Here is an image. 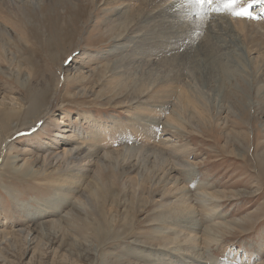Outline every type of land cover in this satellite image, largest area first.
<instances>
[{
    "label": "rangeland",
    "instance_id": "1",
    "mask_svg": "<svg viewBox=\"0 0 264 264\" xmlns=\"http://www.w3.org/2000/svg\"><path fill=\"white\" fill-rule=\"evenodd\" d=\"M31 1L0 0V135L12 131L0 144V227L12 233L0 238V264H264V56L248 51L234 11L214 2L225 23L204 44L211 59L204 75L192 67L199 58L179 62L189 91L183 105L178 88L148 89L158 66L148 76L138 62L116 68L141 50L130 40L138 21L115 39L110 26L123 27L147 9ZM240 1L264 21V2ZM196 12L175 24L194 26ZM256 22L250 28L264 46ZM198 35L188 46L202 41ZM222 40L225 49L217 50ZM155 49L173 57L170 48ZM9 99L21 108L12 111ZM139 119L153 121L159 139L146 142L126 128L121 134ZM90 127L107 140L93 139ZM70 177L83 178L77 192L56 188ZM179 204L192 212L180 220L190 215L196 236L163 220ZM210 227L216 241L201 236ZM164 241H180L181 249Z\"/></svg>",
    "mask_w": 264,
    "mask_h": 264
},
{
    "label": "bare ground",
    "instance_id": "2",
    "mask_svg": "<svg viewBox=\"0 0 264 264\" xmlns=\"http://www.w3.org/2000/svg\"><path fill=\"white\" fill-rule=\"evenodd\" d=\"M90 1H91V5L93 7L95 0H90ZM143 1L144 0H103V2L101 4V8L106 9L107 11L110 7H112V9H113V7H119L120 5H123L125 3L128 6L134 4V5H136V7L138 6L137 8L143 7L145 9H147V11L145 13H144V11L140 12V14L137 13L136 14L137 16H136L134 21H132L131 19L126 21V23H124L123 27L122 26L118 27L117 25H114V24H112V26H110L108 32L111 34L110 35L111 39H113V38L115 39V38H118L119 36L125 35L127 32H130L131 26L135 24V21L136 22L138 21V23L135 25L137 27L136 32H139V34L133 36L132 39H130V40H135V44L141 46V50L140 51L132 50V52L130 53V55L127 58L124 57L122 60L120 59L118 61V65L116 68L121 67V64L123 65L124 61H125L126 66L135 64L137 62L139 64H143L142 66L144 67V69L142 71L144 73H145V71L148 72L147 69L150 66H155V67L158 66V70H159L158 72L160 75H156V77H154L153 79H151L152 76L148 77L149 78L148 85L151 86L148 89H151V92H154L157 89L159 91V88H168V89L178 88L179 90H182V93L185 95V97L183 96L184 98L182 99L181 102L183 103V105H184V103L187 104L188 100H189V98L187 97V95H189V91L187 90V86H184V85L181 86V82H180V79H182L185 76L183 74L184 70H185V65L182 63H179V62L183 60V61H186L189 63V61L192 60L195 63L196 60L199 58V60L194 65H192L193 69L196 71L198 76L204 75L206 70L209 69V66H210L209 62H211L209 60H211V59H209V60L207 59L208 55L205 57V46H204V44L209 42L208 35L211 34L214 29L221 30V25H223L225 23V21L223 20V17L220 16V14H221L220 8L217 7L216 3L215 4L213 3L212 6L209 7V6H207V4L198 3V0H184V1L183 0H169V5H164L161 0H148L147 3L146 2L144 3ZM215 1H218V0H214V2ZM219 1H223V3H224V0H219ZM250 1L254 3V0H250ZM31 2H33V0ZM190 3L192 4V6L187 7ZM243 4H244L243 2H241L240 0H237V4L234 6V8H231V10H233L234 12L241 11L244 7ZM240 5H242L243 7H240ZM260 7H261V5H260ZM145 9H143V10H145ZM217 9H219V10L217 11ZM195 10H197V12L194 13V15H196L197 18H196V23L194 24V26H192L190 28L183 29L180 27V25L175 24L182 17L189 19V16ZM122 14H123L122 11H119V12L116 11L115 17L117 19H119L120 16H122ZM173 18H175V21ZM202 19L205 20L204 21L205 23H203V24L201 23L202 25L198 24L197 20H202ZM252 19H254V18H252V16H250V17L240 16L239 17L238 23H240V26L243 27V29L247 32L246 33L247 36H246V42H245L246 45L245 46L247 47L248 51H252L253 48H255V51L259 52V54L261 56H264V46L261 44V42H258V40L255 37L259 33L257 30H254V28H252V29L250 28V27H253L254 22H256L255 19L254 20H252ZM255 27L260 29V30L264 29V21L258 19V21L255 24ZM113 30H117V32L111 33ZM198 33H199V35H198ZM203 34H205L204 37H202ZM197 35L201 36V38H203L202 41L201 42L199 41L198 43L193 45V47L188 46L189 43H191L192 40H194L193 38L196 37ZM223 42H224V40L217 42V46L215 48L217 50L225 49V47H221V45L219 44V43H223ZM159 46H160L161 50H167V48H170L171 52L173 53V57H171L169 59L168 57H166L167 56L166 52L156 51L155 48H157ZM180 50L181 51L184 50L183 55H178ZM199 54H201V57H199ZM9 104H10V109L12 111L15 109V107H18L17 109L21 108V105L18 104L17 102L16 103L13 102V99H9ZM148 104H150V103L148 102ZM156 107L158 109H160V107H162V105H157ZM145 111H147V110H145ZM178 112L180 114V111H178ZM154 113H155V115L158 114L157 111H155ZM179 116L181 117V115H179ZM129 122H130L129 125H124V126L120 127L119 131L122 132L121 134H124L125 131H123V130L127 129V131L129 132L127 134H129V135L132 134L131 136H140L146 142L147 141L148 142L153 141L154 138L156 137L157 132H155V130L153 128L155 126L154 123H152L153 121L139 119V122H142L141 124H139L133 120H130ZM157 125L158 124H156V126ZM90 129H91L90 134H91V137L93 139L98 138V140H107L106 135L102 134L101 131H97L93 127H90ZM105 131H107V129H105L104 132ZM8 133L9 132L7 131L5 136L0 135V144L3 141V139H5V137L8 135ZM113 135H114V133L112 134V136ZM157 139H159V138H157ZM165 144H167V143H165ZM132 150L133 149H130V150L127 149L125 154L127 155V154L131 153ZM75 155L78 156L77 153H75ZM64 156L70 157L71 155H70V153L66 152V153H64ZM82 179L83 178H81V177L79 179H71V177H70L69 180H64V182H62V183H60L61 179H59V183L56 184L55 186L59 190H62L63 192H67L68 194L71 192H77L79 190V188L82 187L81 186L82 185ZM57 185H62V186H57ZM188 192L189 191H186L185 193L181 192L182 193L181 195L185 197L186 194L188 195ZM200 194H206V193L201 192ZM186 199H188V198H186ZM56 200H59V199H56ZM197 200H199L203 204V206H205V207L208 206L207 207L208 211L209 210H210V212L215 211L214 208L216 207V205H214L212 202L209 203V202H207V200H204L201 197H198ZM86 202H87V198H86ZM191 204H193V202ZM56 205H59V203ZM171 209H172V211H170V212L162 213V215H167V218L163 219L166 222L167 226H168V224L171 226L176 225L178 230H180V231L189 230V232L195 233L194 236H196V234L199 233V226H197L193 229L191 227H189V224H188L189 220L191 222V219H192L190 215L188 216V218L180 220V218H181L180 214H182L185 211H189L188 206L186 207L183 204H179V205H176V207H173ZM189 212H190V214L192 213L191 211H189ZM33 220H34V218H33ZM183 223H185V225H181ZM210 228H212V227H210ZM221 229H223V228H221ZM212 230H213V228L210 230H209V228H208V230H204V231L202 230L201 236H203L204 239H208L210 241H214V240L216 241V236L213 235L212 233H210ZM19 233L20 234L25 233L24 239H27L28 236L30 235L28 230H25L22 228L19 230ZM11 235H12V233L10 231H7L6 228H4L3 226L0 227V238H1V240L5 239L6 237H9ZM157 237H159V239L162 241L165 238L163 235H161V236L158 235ZM193 238H196V237H193ZM176 240H177V238H176ZM175 242H176V244L167 243V242L165 244V241H164L163 244H164V246H169V245L173 246L174 252H176L177 249L180 248L179 247L180 241H175ZM189 242L192 243V245L197 244V241H195V240H190ZM189 245L187 246L188 250H189V248H191V246H189ZM191 253H193V256L197 255L196 259H198V261H200L199 259L203 258L201 254L194 253V252H191ZM0 260L5 262V257L3 256L1 250H0ZM168 263H172V262L168 261ZM203 264H206V263H203Z\"/></svg>",
    "mask_w": 264,
    "mask_h": 264
},
{
    "label": "snow or ice",
    "instance_id": "3",
    "mask_svg": "<svg viewBox=\"0 0 264 264\" xmlns=\"http://www.w3.org/2000/svg\"><path fill=\"white\" fill-rule=\"evenodd\" d=\"M254 2H264V0H254ZM198 3L200 4H207L211 6L214 3V0H198ZM237 4V0H224V7L226 9L234 8V6ZM219 9H217L218 11ZM234 15L240 17V16H251V13L248 11L247 8H243L241 11L234 12Z\"/></svg>",
    "mask_w": 264,
    "mask_h": 264
}]
</instances>
